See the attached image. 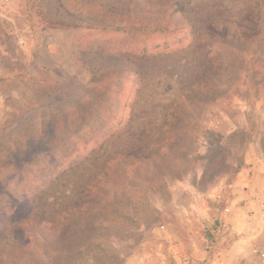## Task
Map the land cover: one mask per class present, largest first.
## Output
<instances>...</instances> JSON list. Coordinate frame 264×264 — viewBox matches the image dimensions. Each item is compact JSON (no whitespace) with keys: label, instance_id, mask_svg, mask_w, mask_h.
Listing matches in <instances>:
<instances>
[{"label":"rangeland","instance_id":"rangeland-1","mask_svg":"<svg viewBox=\"0 0 264 264\" xmlns=\"http://www.w3.org/2000/svg\"><path fill=\"white\" fill-rule=\"evenodd\" d=\"M253 250L264 0H0V264Z\"/></svg>","mask_w":264,"mask_h":264},{"label":"built area","instance_id":"built-area-1","mask_svg":"<svg viewBox=\"0 0 264 264\" xmlns=\"http://www.w3.org/2000/svg\"><path fill=\"white\" fill-rule=\"evenodd\" d=\"M5 3H9L12 0H3ZM254 254L258 257L261 264H264V251L253 250Z\"/></svg>","mask_w":264,"mask_h":264},{"label":"trees","instance_id":"trees-1","mask_svg":"<svg viewBox=\"0 0 264 264\" xmlns=\"http://www.w3.org/2000/svg\"><path fill=\"white\" fill-rule=\"evenodd\" d=\"M105 141H106V140H105ZM102 147H103V145L101 144L97 150H100V149H102Z\"/></svg>","mask_w":264,"mask_h":264}]
</instances>
